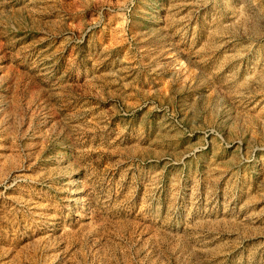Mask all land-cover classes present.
<instances>
[{
    "label": "rangeland",
    "instance_id": "374dc122",
    "mask_svg": "<svg viewBox=\"0 0 264 264\" xmlns=\"http://www.w3.org/2000/svg\"><path fill=\"white\" fill-rule=\"evenodd\" d=\"M0 264H264V0H0Z\"/></svg>",
    "mask_w": 264,
    "mask_h": 264
}]
</instances>
